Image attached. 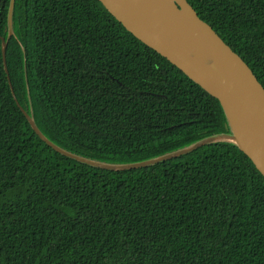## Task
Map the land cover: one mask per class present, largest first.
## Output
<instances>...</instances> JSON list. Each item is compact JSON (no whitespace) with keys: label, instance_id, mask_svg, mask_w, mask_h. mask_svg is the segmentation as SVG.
<instances>
[{"label":"trees","instance_id":"trees-1","mask_svg":"<svg viewBox=\"0 0 264 264\" xmlns=\"http://www.w3.org/2000/svg\"><path fill=\"white\" fill-rule=\"evenodd\" d=\"M264 85V0H188ZM10 0H0L8 38ZM0 39V264H264V175L216 98L100 0H14ZM18 101V102H17Z\"/></svg>","mask_w":264,"mask_h":264},{"label":"water","instance_id":"water-1","mask_svg":"<svg viewBox=\"0 0 264 264\" xmlns=\"http://www.w3.org/2000/svg\"><path fill=\"white\" fill-rule=\"evenodd\" d=\"M105 8L137 39L182 70L190 79L219 100L231 133L212 135L180 150L131 164L104 163L68 152L48 139L33 117L20 105L36 133L56 151L85 163L112 170H126L159 163L195 150L215 140H231L249 156L264 175V85L220 34L202 19L188 0H100ZM0 36L5 70L11 89L6 50L13 34Z\"/></svg>","mask_w":264,"mask_h":264}]
</instances>
